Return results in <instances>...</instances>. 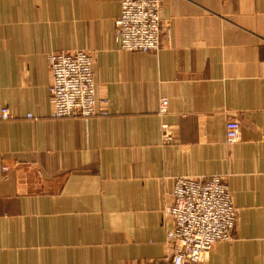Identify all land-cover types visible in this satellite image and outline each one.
Listing matches in <instances>:
<instances>
[{
    "label": "crops",
    "instance_id": "1",
    "mask_svg": "<svg viewBox=\"0 0 264 264\" xmlns=\"http://www.w3.org/2000/svg\"><path fill=\"white\" fill-rule=\"evenodd\" d=\"M120 14L121 0H0V264L163 262L175 179L215 174L238 222L201 264H264V0H163L156 52L121 49ZM75 50L108 115L52 117L48 55Z\"/></svg>",
    "mask_w": 264,
    "mask_h": 264
},
{
    "label": "built area",
    "instance_id": "2",
    "mask_svg": "<svg viewBox=\"0 0 264 264\" xmlns=\"http://www.w3.org/2000/svg\"><path fill=\"white\" fill-rule=\"evenodd\" d=\"M162 1L121 0L114 39L122 50L156 52L160 49L164 31L160 17ZM48 62L52 74L49 86L52 117L88 118L109 114L107 100L97 97L91 53L85 50L54 51L48 55ZM167 106L168 101L163 99L160 114L167 113ZM10 115L7 107L1 109L2 118ZM240 138V122L228 119L227 144H234ZM162 213L168 254L163 262L138 264H201L217 242L233 239L238 222L227 177L219 174L201 178L177 177Z\"/></svg>",
    "mask_w": 264,
    "mask_h": 264
}]
</instances>
